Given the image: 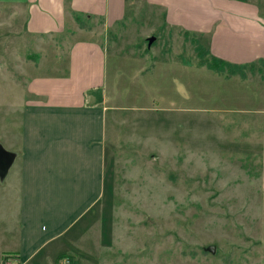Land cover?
<instances>
[{"label":"rangeland","instance_id":"374dc122","mask_svg":"<svg viewBox=\"0 0 264 264\" xmlns=\"http://www.w3.org/2000/svg\"><path fill=\"white\" fill-rule=\"evenodd\" d=\"M244 2L256 8L264 28V0ZM139 3L128 1L120 24L103 31L93 21L92 34L78 36L106 42L105 197L84 239L76 228L42 252L49 257L44 264H71L69 256L89 264L91 252L100 264L108 259L101 239L121 264H264V192L254 156L262 126L252 113L264 108V62L243 76L199 66L201 47L178 28H167L162 8ZM218 8L233 12L231 6ZM245 16L251 18L248 10ZM1 29L0 126L8 130L10 115L20 118L12 110L21 107L11 81L21 82L17 73L30 64L32 53L41 55L19 26ZM151 36L157 39L148 48L144 39ZM45 71L32 76H62V70L39 75ZM96 93L100 100L102 93ZM10 183L11 178L0 181V264H13L11 253L2 252L18 240ZM100 227H109L108 238L103 232L99 237ZM211 246L214 253L207 250Z\"/></svg>","mask_w":264,"mask_h":264},{"label":"crops","instance_id":"0c3cea01","mask_svg":"<svg viewBox=\"0 0 264 264\" xmlns=\"http://www.w3.org/2000/svg\"><path fill=\"white\" fill-rule=\"evenodd\" d=\"M128 1L134 2L0 0V30L8 26L12 31L14 25L19 26L21 36L25 35L31 48L41 55L32 53L28 57L30 66L18 68L21 82L11 83L20 92L21 107L12 112L20 118L14 119L12 113L8 130L3 123L0 126V173L9 165L0 181L11 178L9 197L15 206L18 235V240L11 241L2 253H11L13 264H30L38 257L44 264L49 257L42 252L76 228L82 229L84 239L98 203L105 197L110 122L103 95L107 83L106 42L78 36L92 34L96 27L93 21L103 24V31L120 24L125 20ZM135 1H142L139 4L144 9L162 8L167 28H178L185 40L193 39L195 47H205L217 59L235 65L264 59V28L258 22L256 8L244 0ZM218 6H231L233 12L217 11ZM247 10L251 18H246ZM69 26L74 29L70 31ZM44 41L56 44L45 46ZM38 69L47 71L39 75L62 70V76H32ZM252 113L257 114L262 126L260 149L254 156L258 157V179L264 192V108ZM108 231L109 227H100L99 237L103 232L108 238ZM99 243L103 245L102 254L108 256L100 264H121L115 260L117 253H110L113 247L108 240ZM90 254L93 261L89 264L101 259ZM69 259L71 264L85 262L83 257Z\"/></svg>","mask_w":264,"mask_h":264},{"label":"trees","instance_id":"16d2710c","mask_svg":"<svg viewBox=\"0 0 264 264\" xmlns=\"http://www.w3.org/2000/svg\"><path fill=\"white\" fill-rule=\"evenodd\" d=\"M79 19L80 18L75 15V20L78 23H81V20H79ZM146 41H147V39L145 40V42ZM155 41H156V37H155ZM154 42L152 43V45L154 44ZM201 50L203 52H201L202 57H201V61L199 60L198 65L202 66V67L206 66L208 69H210L214 72H219V73H222L224 71V68H228L230 70L231 75L243 76L244 75L243 71L245 69L253 68L255 66V64H257L259 62H262V63L264 62V59H261V60L257 61L256 63H251L248 65H235V64L228 63L224 60L217 59V58L213 57L209 53V51H207V49L205 47H202ZM205 57H208V59H205ZM106 168H107V163L104 166V189L106 188Z\"/></svg>","mask_w":264,"mask_h":264},{"label":"water","instance_id":"95a60500","mask_svg":"<svg viewBox=\"0 0 264 264\" xmlns=\"http://www.w3.org/2000/svg\"><path fill=\"white\" fill-rule=\"evenodd\" d=\"M154 41H155V37H149V38L147 39V46H148V48L151 47V45H152V43H153ZM8 166H9V165H5V168H3L4 171H3L2 173H0V177H3V176H4V174H5L6 171H7L6 168H8ZM207 250H209V251H211L212 253H214L215 247H214V246L207 247Z\"/></svg>","mask_w":264,"mask_h":264}]
</instances>
